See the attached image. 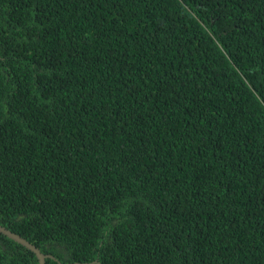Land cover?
Returning a JSON list of instances; mask_svg holds the SVG:
<instances>
[{
    "label": "trees",
    "instance_id": "trees-1",
    "mask_svg": "<svg viewBox=\"0 0 264 264\" xmlns=\"http://www.w3.org/2000/svg\"><path fill=\"white\" fill-rule=\"evenodd\" d=\"M263 135L264 0H0V224L63 264H264Z\"/></svg>",
    "mask_w": 264,
    "mask_h": 264
},
{
    "label": "clouds",
    "instance_id": "clouds-1",
    "mask_svg": "<svg viewBox=\"0 0 264 264\" xmlns=\"http://www.w3.org/2000/svg\"><path fill=\"white\" fill-rule=\"evenodd\" d=\"M200 112H201V108L198 107V106H195L193 105V110H192V117L196 120V118L200 115ZM189 135V133H188ZM187 135V136H188ZM263 140H264V135H263ZM1 227L7 229L8 231H11L10 229H8L7 227L3 226L0 224ZM180 227V226H179ZM177 227L175 230H174V240L177 239L179 236H180V233L178 231V228ZM206 231V229H202L201 232H204ZM13 232V231H12ZM14 233V232H13ZM224 232L223 231H220V234H223ZM0 235H3L5 237H7L6 235L4 234H1ZM199 235V234H198ZM194 236V231H189V233L187 234V240H191ZM197 237V235H196ZM8 238V237H7ZM9 239V238H8ZM11 240V239H10ZM13 241V240H12ZM15 242V241H14ZM30 242V241H29ZM211 243L212 247L213 248H216V250L218 251V253L220 254L225 248H227V253L225 254L224 256V259L222 261H228V260H232L231 257H230V248H229V244L226 243V237H214L211 239V241L209 242ZM146 244H147V238H140V239H137L135 241V245L137 247H140L142 248L143 250L146 249ZM204 242L199 240L198 242L194 243L191 248L189 249V253L190 252H198L202 249V246H203ZM180 250V247L178 248H174L172 247V253H173V256L175 257L176 253ZM43 253V252H42ZM45 254V253H44ZM48 255V254H47ZM50 256H53V255H50ZM188 256V253H185L184 254V257L186 258ZM55 257V256H53ZM37 258V257H36ZM56 258V257H55ZM57 259V258H56ZM38 260V259H37ZM48 260H51V261H54L52 259H47L46 260V263ZM58 261H54V262H57L59 264H63L59 259H57ZM94 262H99L98 260L97 261H94ZM136 261H134L135 263ZM100 263V262H99ZM40 264V263H39ZM48 264V263H47ZM78 264H83V263H78ZM101 264V263H100Z\"/></svg>",
    "mask_w": 264,
    "mask_h": 264
},
{
    "label": "water",
    "instance_id": "water-1",
    "mask_svg": "<svg viewBox=\"0 0 264 264\" xmlns=\"http://www.w3.org/2000/svg\"><path fill=\"white\" fill-rule=\"evenodd\" d=\"M0 233L6 235L9 239L15 241L22 247H24L26 250L34 253V255L37 257L40 264H47V259H52L54 261H58L55 257L47 255L42 253V251L37 248L34 244L29 242L27 239L21 237L20 235L13 233L12 231H8L7 229L0 226ZM90 264H100L99 262H93Z\"/></svg>",
    "mask_w": 264,
    "mask_h": 264
}]
</instances>
